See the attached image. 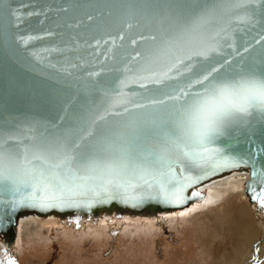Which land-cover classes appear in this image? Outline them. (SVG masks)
Listing matches in <instances>:
<instances>
[{"label":"snow or ice","instance_id":"snow-or-ice-1","mask_svg":"<svg viewBox=\"0 0 264 264\" xmlns=\"http://www.w3.org/2000/svg\"><path fill=\"white\" fill-rule=\"evenodd\" d=\"M122 2L153 31L140 36L148 46L131 58L137 67H125L130 75L117 87L109 90L93 83L92 88L108 100L103 114L98 112L100 106H92L82 123L63 136L0 137V194L11 193L13 209L26 203L90 206L117 199L133 205L151 199L183 203L186 188L222 167L237 166V158L225 155L215 143L227 129L252 120L264 125V32L256 41L259 50L250 58L241 57L236 67L225 58L219 66L205 68L198 78L146 102L124 91L129 80L147 88L176 79L190 72L194 62L232 47L228 41L233 24L257 23L254 9L259 5L264 17V0ZM213 21L215 26L209 27ZM117 39L123 41L124 35L112 38L113 46ZM137 43L131 39V44ZM115 108L121 111H112ZM112 116L120 119H109ZM250 148L248 159L241 158L240 163L264 155V143ZM186 161L201 167L203 175L187 173ZM252 176L264 182V169L254 166ZM250 190L264 207V188L259 193L255 186Z\"/></svg>","mask_w":264,"mask_h":264},{"label":"water","instance_id":"water-1","mask_svg":"<svg viewBox=\"0 0 264 264\" xmlns=\"http://www.w3.org/2000/svg\"><path fill=\"white\" fill-rule=\"evenodd\" d=\"M248 10L253 11L252 8ZM254 11L257 23L233 24L235 30L228 41L232 47H224L221 53H214L207 59L201 58L193 63L190 72H184L176 79L165 80L159 85L149 84L147 88L129 80L124 91L133 98L143 97L140 102H146L148 97L161 98V92L198 78L205 68L219 66L225 58L232 60V66L236 67L241 57L250 58L260 48L256 41L258 34L264 32V17L259 5ZM214 26V21L209 24V27ZM152 31L153 26L130 12L122 0H0V137L43 139L63 136L82 123L81 118L92 106H100L98 112L103 114L108 100L102 92L92 88L93 83L98 82L109 90L117 87L119 80L130 75L123 69L137 67V62L131 58L148 46L140 41V36H150ZM121 34L124 40L117 39L113 46L112 38ZM131 39H137L138 43L131 44ZM245 47L249 49L248 53L244 52ZM215 143L225 150V155L237 158L234 167H249L246 192L251 197L250 188L255 186L259 193L264 182L253 177L252 171L254 166L264 169V155L248 163H240V159H248L250 146L264 143V125L252 120L248 125L232 126ZM183 167L191 175H203V169L190 161ZM229 168L232 167H222L200 182L221 175ZM176 171L179 173L180 167ZM184 196L185 202L178 204L151 199L133 205L117 199L90 206L80 203L47 207L26 203L13 209V197L5 192L0 194V236L5 238L8 247L11 246L16 216L22 207L28 208L29 212L73 215L78 219L81 215L108 214L115 208L121 215L127 211L135 214L144 208L146 211L179 209L188 201L200 198L202 192L192 185L185 189Z\"/></svg>","mask_w":264,"mask_h":264},{"label":"rangeland","instance_id":"rangeland-1","mask_svg":"<svg viewBox=\"0 0 264 264\" xmlns=\"http://www.w3.org/2000/svg\"><path fill=\"white\" fill-rule=\"evenodd\" d=\"M226 195L181 212L177 208L121 215L112 209L108 214L78 219L30 212L19 218L11 246L0 236V264L9 260L16 264H226L222 253L240 264L241 227L227 216L222 229L216 231L219 215L227 211L224 205L218 212L214 207ZM247 196L253 205V198ZM27 219L30 222L25 224ZM258 240H264L261 229ZM260 257L264 261V251Z\"/></svg>","mask_w":264,"mask_h":264},{"label":"bare ground","instance_id":"bare-ground-1","mask_svg":"<svg viewBox=\"0 0 264 264\" xmlns=\"http://www.w3.org/2000/svg\"><path fill=\"white\" fill-rule=\"evenodd\" d=\"M249 179H250L249 167L241 165L239 167L229 168L221 175L215 176L213 178H209L205 181H201V182L199 181L198 183L193 184V188H197L199 191H201L202 196L200 198H196L194 200L188 201L178 210L181 212L182 210L187 211L195 208L199 209L200 207H202V205H205L208 202H212L214 199H218L228 192V195L223 197L222 200L220 199L221 200L219 201L220 203L218 202L219 204L216 205V207H214V209H216L218 212L220 211L219 206L224 205L227 211L224 215L221 214L219 215L218 219L220 224L216 228V231L218 232L222 229L221 227L222 224H224V218L230 216L235 222L238 223V226L241 227L239 228V230L237 229L241 240V248H239V253L243 257V261L240 264H251L252 262H253L252 264H256L257 262H260V264H262L264 263V261L262 260L263 258H261L260 256L264 251V240L262 241L258 240V231L261 229L264 232V207H261L258 201L254 199H253L254 204L253 205H251L252 203L249 204L248 201L249 199L244 188L246 187V183L249 181ZM236 189H238L237 192H235ZM251 197L253 198V195H251ZM142 210H146V209L144 208ZM129 212L131 213V211H127L126 213ZM28 213L30 212L26 207H22L19 210L16 216L15 227H17L19 218L25 217L26 214ZM65 213H67V211H65ZM23 222L26 224L29 223L30 220L27 219L24 220ZM220 257L223 258L222 261H225L226 264L237 263L233 258L230 261L227 260V258H225L226 256H224L223 253L220 255Z\"/></svg>","mask_w":264,"mask_h":264}]
</instances>
